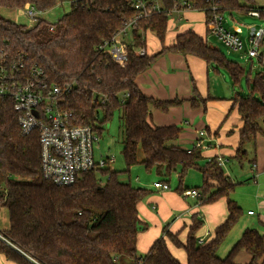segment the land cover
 I'll list each match as a JSON object with an SVG mask.
<instances>
[{"label":"trees","instance_id":"trees-1","mask_svg":"<svg viewBox=\"0 0 264 264\" xmlns=\"http://www.w3.org/2000/svg\"><path fill=\"white\" fill-rule=\"evenodd\" d=\"M59 1L66 0H0V8H23L30 3L38 11H48ZM189 1L199 9L209 4L207 0ZM220 2L223 9L246 11L254 0ZM166 7L172 8L173 1L166 0ZM133 14L124 0H84L73 5L51 30L50 22L43 19L28 27L0 13V59L23 58L29 65L41 66L52 83L65 88L62 105L72 113L75 124L93 125L101 133L104 123L120 111L124 124L122 154L127 166L124 171L110 166L93 169L71 185L54 184L42 173L39 131L24 135L13 99L1 98L0 210L7 208L10 227L0 231L4 237H0V254L12 264H264V232L257 228H246L227 255H219L242 215V207L231 197L238 183L225 172L218 156L207 158L198 147L178 146L175 142L183 132L181 127L152 123V107L166 112L183 100L147 96L137 83L139 75L170 52L194 55L217 71L225 69L234 84L241 85L245 67L228 59L192 29L178 33L174 43L167 45L170 15L166 12L155 13L139 25L156 33L161 49L139 56L130 48L127 64L119 65L97 46L120 30ZM206 27L208 32V22ZM135 35L136 45H146L137 31ZM247 85L248 95L233 98L243 120L234 157L239 163L246 159V144L264 134V74L248 78ZM193 91L192 107L202 104L206 111L212 97H202L195 83ZM136 164L160 176L179 172L177 191L181 194L190 189L184 186L188 171L198 170L203 179L202 185L194 188L199 192V203L227 199L228 215L215 228L214 236L200 243L197 233L204 219L193 214L185 242L166 228L165 235L139 256L138 234L148 224L141 219L138 205L151 190L120 178ZM165 236L185 249L186 263L172 253ZM242 250L251 257L246 263L236 260Z\"/></svg>","mask_w":264,"mask_h":264},{"label":"built area","instance_id":"built-area-1","mask_svg":"<svg viewBox=\"0 0 264 264\" xmlns=\"http://www.w3.org/2000/svg\"><path fill=\"white\" fill-rule=\"evenodd\" d=\"M71 6L84 0H68ZM173 7H166V0H124L134 14L125 20L123 27L110 38L104 39L97 49L108 55L119 65L125 66L129 59L130 48L139 56L147 53L146 45H136V35L146 41L147 31L140 28V21L155 13L197 10L205 15L208 22V35L217 38L227 48L233 51H243L249 59L262 58L260 51L264 42V6L254 5L240 14H248L262 20L259 25H250L246 34L240 28H232L227 23L226 14L233 18L235 10L223 9L220 0H207L208 7L197 8L189 0H171ZM61 2V1H59ZM22 9L34 20L39 21L36 8L27 3ZM50 28H55V23L50 22ZM62 86L52 83L45 70L38 64L29 65L23 58L0 59V99L11 98L14 110L18 114V124L22 133L29 134L34 130L39 131L41 145L42 173L45 178L59 186L75 183L83 173L108 167L115 161L114 157L96 158L94 145L99 142L101 133L90 124H75L72 113L62 105ZM38 112V115L35 114ZM98 125V124H97ZM209 139L205 130L199 131V136L194 144L202 150L209 148ZM220 165L224 166L226 160L218 158ZM253 169L255 167L253 166ZM157 189L163 191L170 189L167 182L154 183ZM183 195L199 197L195 189L184 191ZM254 214V211H249ZM0 237H4L0 234ZM204 243L205 238L199 239Z\"/></svg>","mask_w":264,"mask_h":264},{"label":"rangeland","instance_id":"rangeland-1","mask_svg":"<svg viewBox=\"0 0 264 264\" xmlns=\"http://www.w3.org/2000/svg\"><path fill=\"white\" fill-rule=\"evenodd\" d=\"M253 5L255 7H263L264 0H254L252 6ZM71 7V3L68 0L58 2L57 5L50 10L38 12L37 17L51 23H56L64 14L70 12ZM235 12L236 13L233 14V18L227 12V23H229V26H231L232 28L236 27L244 30L245 34L247 28L250 25H259L262 22V20L259 18L249 16L248 14H240V11L238 10H235ZM0 13L6 18H9L18 23L25 24L28 27L35 26L38 23V19L34 20L29 17V15H27L25 13V10L22 8L2 7L0 8ZM194 13L199 12L196 11ZM202 14L204 15V13H199L198 18L191 19L190 21H182L180 19V12H174L173 15H170L165 43L173 44L176 34L178 32L186 30L188 27L200 31L204 34V37H206V27L200 24V19L203 17ZM207 42L213 47L219 48L222 52H224L228 59L245 67L246 72L241 78V85L234 84L231 76H229L228 72L225 70L221 71V76L214 75L211 79V94L220 99L208 101L206 111H204L203 109H196L193 107L191 108L189 104H186L187 98H190V96H195V94L193 93L194 83L195 87L198 89V91H200L197 79L193 74L192 69L190 71L186 66H178L177 63H179L180 61L168 58L167 54L161 56L163 58L165 57L166 60H159V58L161 57H159L157 60L161 61V65L163 66L154 65L152 68L154 75L160 80L163 89H165L166 92L170 83L175 85L178 84L179 86V91H176V93H174V95L172 96L174 98L183 100V103L181 105L170 108V110L166 112L162 110L157 111L162 113V116H164L165 120H167V122H169L171 125V122H173L183 129L182 136L185 141L181 142V144L185 149L193 147L191 137L192 135H196V127H212L215 123L221 122L224 116L225 109L229 106V104H231V102H228L230 100L229 98L236 94L248 95L249 89L247 85V79H252L259 72H262L264 74V42L260 48V51L262 53L261 59H249L244 50L239 52L230 50L217 38H214L211 35L207 36ZM146 47L149 54L157 53L161 49V41L156 33L147 31ZM178 55L182 60H184L182 55ZM250 71L251 75H249ZM163 77H166V81L168 83H162L161 79L164 80ZM192 78L194 79V83ZM187 85H189L192 92L187 93L185 91ZM230 89L233 91L232 95L229 93ZM100 118H102V114H100ZM187 121L189 123H187ZM123 139L124 124L121 119L120 111H116L113 118L110 121L104 123L100 140L94 145L96 158L114 157L115 161L109 165L110 168L113 170L124 171L127 166L122 154ZM255 150L258 153V160L261 164H264V135H258V139L256 142L253 141L251 142V144L247 143V146L244 149L246 159L243 163H239V161L234 157H226L228 160L226 161V165L223 166L224 170L232 178V180L238 183L231 197L236 200L242 207V215L238 222L228 233L227 240L223 243L222 247H226L228 246V244H231L234 240H236L246 227L257 228L260 232H264V222H262V218L258 215L248 214V211L251 209L255 210V212H262L264 210V170L260 167L258 171H255L254 169L253 171L251 169L252 161L253 159H255ZM139 155L141 158L142 152H140ZM120 178L123 181H130L135 186L146 187L152 190V193L150 195H152L153 193L157 195L163 194V190H156L157 188H154V182L157 180H167L170 185V190L172 191H177V187L179 185V172H174L171 174V176H160L155 172H148L143 164H136L131 166L130 172H122L120 174ZM202 183V174L198 170H189L184 178V186L190 189L199 187L202 185ZM214 203H217L215 205L219 213L222 210H226V197H221ZM206 207L210 209L214 206L209 205ZM200 217L204 219V224L202 226L203 230L205 227H209L210 224H212V221H209L208 215L204 211H201ZM9 227V213L7 208L3 207L0 210V231L3 232L6 229H9ZM143 231L145 230H142L140 232ZM138 254L139 256L145 255V253H141L139 249ZM0 264H11V262H9L4 255L0 254Z\"/></svg>","mask_w":264,"mask_h":264},{"label":"crops","instance_id":"crops-1","mask_svg":"<svg viewBox=\"0 0 264 264\" xmlns=\"http://www.w3.org/2000/svg\"><path fill=\"white\" fill-rule=\"evenodd\" d=\"M196 11L197 10H189V11L181 12L180 19L182 21H188V20L190 21L191 19H196L198 18V14L202 13L200 11H197L199 13H194ZM200 21H201L200 24L206 27L204 15L200 19ZM188 29H192V28L188 27L186 30ZM192 30H194L196 33L204 37V34L201 33L200 31H197L195 29H192ZM205 36H206L205 38L207 39V36H208L207 27H206ZM167 45H171V44H167ZM175 54L176 53H171V52L167 53L168 58L172 60L180 61L179 63H177L178 66L180 67L186 66L190 71L191 69L193 70V74L195 75L197 79V83H198L199 90H200L199 92L202 95V97H205V98L209 96L212 97V98H209L208 101L220 99L211 94V79L214 75L221 76V71L225 69H220L217 71L212 66H209L206 61L194 55H187V56L182 55V57L184 58V60H182L178 54L177 55ZM159 60H166V59L165 57L164 58L161 57L159 58ZM154 65L160 66L161 61H156ZM153 66L149 68L147 71H145L144 73H142L141 75H139V77L137 78V83L142 89V91L147 96L154 97L157 99H163V100L176 99L172 95H174L176 91H179L178 84L175 85V84L170 83V85L167 88V92H166V90L163 89V86L160 80L154 75V72L152 70ZM163 78L164 80L160 78L162 83L163 84L168 83L166 81V77H163ZM185 91L187 93L192 92L190 90L189 85L186 86ZM231 91L232 90L230 89L229 93L232 95L233 91L232 92ZM237 95L238 94L231 96L229 98L230 100L225 98L229 100L228 102H231V104H229V106L225 109L224 116L221 122L215 123L214 126L212 127L211 126H206V127L199 126L195 128L196 135H192L191 137L193 146L199 136V131L205 130L207 132V138L209 139L208 141L209 148L202 150L203 155L207 158L218 156V157H223L227 161L228 159L226 157L228 156L235 157L236 155L238 145L240 142V128L243 126V120L238 112L237 107L234 105V100H233V98L236 97ZM192 98H194V96H190V98H187V102H186V104H189L191 108H192V105H191L190 99ZM196 109L204 110V107L201 104ZM157 110H160V109L152 107V118H151L152 123L158 126L169 125L170 123L167 122V120H165V117L162 116V113H160ZM171 123L172 125H176L173 122ZM187 123L189 122L187 121ZM261 123H264V119L261 120ZM182 135L183 133H181L180 138L176 142V144L180 147H182L181 142L185 141ZM258 135H264V134H258ZM258 135L254 139L249 141L248 144H251V142L253 141L256 142L258 139ZM252 165L255 167L256 169L255 171H258L259 167L264 170V164H261L260 161L258 160V153L256 150H255V159H253L252 164H251V169L253 170ZM157 181H161V180H157ZM162 181L169 183L166 180H162ZM154 188L156 189V187ZM151 193H152V190H151ZM150 194L148 195L149 197L142 200L138 205L139 215L141 219L148 224L145 231L140 232L138 234V245L137 246H138V249L141 251V253H147L149 249L152 247L153 243L157 239L165 235L164 231L166 228L172 233H178L181 241L185 242L187 239L188 233H189V227L192 224V215L193 214L200 215L201 211H204L208 215L209 221H212V224H210L209 227H205L204 230L203 228H201L198 231L197 236L199 237V239L205 238L206 241L210 240L214 236L215 228L219 224H221L228 215L227 205H226V210L225 211L222 210L219 213L215 205L217 203L201 205L199 203V197L197 196H191V195L184 196L178 191H172L170 189L163 191V194L161 195H157L155 193H153L152 195ZM209 205L214 206V207H211L210 209H208V207L206 206H209ZM249 211H248V214H249ZM252 211H254V214H249V215H258L259 217L262 218V222H264V210L262 212H255V210H252ZM243 231L241 232V235ZM241 235L238 236V238L234 240L231 244H228V246L226 247L221 246L219 249V255L222 257L227 255L231 247L236 243V241L241 237ZM166 239H167L168 246L170 250L172 251V253L182 263H186L187 255H186L185 249L183 247L176 246L168 237ZM237 256H238V258L236 257L237 261L240 263H246L250 260V255L244 250H242Z\"/></svg>","mask_w":264,"mask_h":264},{"label":"water","instance_id":"water-1","mask_svg":"<svg viewBox=\"0 0 264 264\" xmlns=\"http://www.w3.org/2000/svg\"><path fill=\"white\" fill-rule=\"evenodd\" d=\"M35 114H36V115H38V112H37V111H35Z\"/></svg>","mask_w":264,"mask_h":264}]
</instances>
